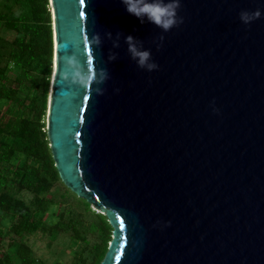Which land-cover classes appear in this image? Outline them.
<instances>
[{
  "label": "water",
  "instance_id": "1",
  "mask_svg": "<svg viewBox=\"0 0 264 264\" xmlns=\"http://www.w3.org/2000/svg\"><path fill=\"white\" fill-rule=\"evenodd\" d=\"M49 1L47 135L63 184L113 229L101 264H264V0H180L168 31L121 0ZM89 55L83 86L62 58L87 73Z\"/></svg>",
  "mask_w": 264,
  "mask_h": 264
},
{
  "label": "trees",
  "instance_id": "2",
  "mask_svg": "<svg viewBox=\"0 0 264 264\" xmlns=\"http://www.w3.org/2000/svg\"><path fill=\"white\" fill-rule=\"evenodd\" d=\"M8 35L12 38L7 39ZM54 71L53 18L49 0H3L0 5V245L8 264H44L26 242L30 237L66 234L76 241L71 264H101L113 237L91 261L88 208L73 207L76 196L61 181L47 135ZM77 197V196H76ZM76 211H75V209ZM13 257V260H12Z\"/></svg>",
  "mask_w": 264,
  "mask_h": 264
},
{
  "label": "clouds",
  "instance_id": "3",
  "mask_svg": "<svg viewBox=\"0 0 264 264\" xmlns=\"http://www.w3.org/2000/svg\"><path fill=\"white\" fill-rule=\"evenodd\" d=\"M121 3L124 4L125 10L129 14L135 16L141 22L147 19L150 23L165 31H168L183 22L182 18L179 21L177 19V9L181 6L180 0H167V2H165V0H121ZM261 15L262 12L260 9H257L251 14L243 12L241 13V20L245 24H249L252 20L258 19ZM125 39L128 42L129 51L131 52L133 58L137 60L139 66H147L150 71L158 68V65L155 63H149V51L139 50L135 46V43L133 42L134 38L132 36H127ZM92 40L99 43L97 36H93ZM84 42L86 45H91V41L88 37H85ZM65 47H67V45H65ZM62 59L66 60L69 64L76 68L73 78L77 83L83 86H88L96 81V69L93 68L92 57L90 55L87 57V73H82L75 63L72 60H68L67 57H63ZM101 73L103 75V69H101Z\"/></svg>",
  "mask_w": 264,
  "mask_h": 264
},
{
  "label": "rangeland",
  "instance_id": "4",
  "mask_svg": "<svg viewBox=\"0 0 264 264\" xmlns=\"http://www.w3.org/2000/svg\"><path fill=\"white\" fill-rule=\"evenodd\" d=\"M10 38H12V35L7 36V39ZM45 120H48V116L45 117ZM70 201L73 204V207L79 208L80 210H86V208H88L85 201L74 195L71 196ZM91 208L95 211V213L92 211L89 213V224H91L92 230L90 234L92 238L90 239L91 243L87 246L88 251L85 254L88 261H91L93 258V255L89 253L93 251L91 253L94 254L97 248L101 247L110 231L109 226H107L104 222L105 218L96 215L99 214L100 211L95 209L94 206H91ZM26 242L33 249L34 257L41 260L44 264H71L77 252L76 241L72 240L71 237L66 234H49L47 236L37 234L27 239ZM6 253L11 256L12 252L9 251L7 247L0 245V264H8V262L1 259L2 255Z\"/></svg>",
  "mask_w": 264,
  "mask_h": 264
},
{
  "label": "built area",
  "instance_id": "5",
  "mask_svg": "<svg viewBox=\"0 0 264 264\" xmlns=\"http://www.w3.org/2000/svg\"><path fill=\"white\" fill-rule=\"evenodd\" d=\"M2 1H3V0H0V5H1Z\"/></svg>",
  "mask_w": 264,
  "mask_h": 264
},
{
  "label": "snow or ice",
  "instance_id": "6",
  "mask_svg": "<svg viewBox=\"0 0 264 264\" xmlns=\"http://www.w3.org/2000/svg\"><path fill=\"white\" fill-rule=\"evenodd\" d=\"M81 2H82V0H81Z\"/></svg>",
  "mask_w": 264,
  "mask_h": 264
}]
</instances>
